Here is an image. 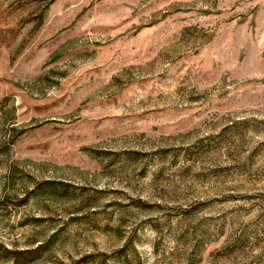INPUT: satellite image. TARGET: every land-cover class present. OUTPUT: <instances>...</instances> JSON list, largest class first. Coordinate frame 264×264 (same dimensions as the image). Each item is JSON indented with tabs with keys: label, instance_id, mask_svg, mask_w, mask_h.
<instances>
[{
	"label": "rangeland",
	"instance_id": "rangeland-1",
	"mask_svg": "<svg viewBox=\"0 0 264 264\" xmlns=\"http://www.w3.org/2000/svg\"><path fill=\"white\" fill-rule=\"evenodd\" d=\"M0 264H264V0H0Z\"/></svg>",
	"mask_w": 264,
	"mask_h": 264
}]
</instances>
